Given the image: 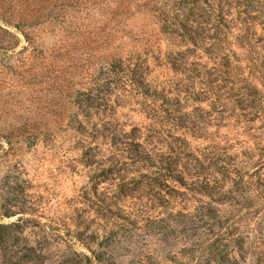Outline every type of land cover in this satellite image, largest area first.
Instances as JSON below:
<instances>
[{
	"label": "rangeland",
	"instance_id": "374dc122",
	"mask_svg": "<svg viewBox=\"0 0 264 264\" xmlns=\"http://www.w3.org/2000/svg\"><path fill=\"white\" fill-rule=\"evenodd\" d=\"M27 1L36 13L50 7L54 22L32 27L37 45L61 42V0ZM210 1L223 9L227 32L245 43L253 34L264 54V0ZM228 5L231 17L248 22L242 33L226 19ZM25 45L0 52V128L29 118L11 145L0 136V264H264V97L250 99L246 112L223 107L208 129L186 138L192 167L179 183L170 166L152 176L162 165L134 161L141 155L133 159L130 146L117 162L92 137L61 127L59 106L48 102L45 56L24 50L33 59L21 68ZM166 75L158 68L155 76ZM134 106L116 116L129 138L149 128Z\"/></svg>",
	"mask_w": 264,
	"mask_h": 264
},
{
	"label": "trees",
	"instance_id": "16d2710c",
	"mask_svg": "<svg viewBox=\"0 0 264 264\" xmlns=\"http://www.w3.org/2000/svg\"><path fill=\"white\" fill-rule=\"evenodd\" d=\"M234 9L227 6V20ZM38 10H31L27 0H0V52H16L25 42L18 55L21 68L28 70L33 58L24 52L42 51L48 102L59 106L61 127L92 137L117 162L125 159L128 146L134 148L130 156L141 155L134 161L162 165L153 166L151 175L157 178L164 165L170 166L181 183L192 167L186 138L205 131L223 107L246 112L252 109L250 99L264 97V54L254 49L253 34L245 43L243 35L227 32L223 9L210 0H61V42L39 45L32 27L54 22L50 7ZM230 19L240 33L241 26H249ZM231 39L238 41L235 48ZM158 68L169 72L163 81L155 76ZM203 102L209 108L197 105ZM127 104L140 106L149 121V128L132 130L134 138L116 118ZM28 119L0 128L1 138L8 145L12 137L22 138ZM167 133H175V142L164 141Z\"/></svg>",
	"mask_w": 264,
	"mask_h": 264
}]
</instances>
